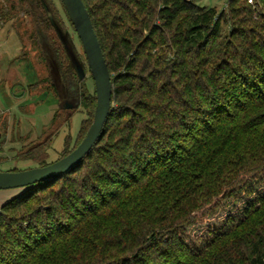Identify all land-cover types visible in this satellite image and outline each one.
Masks as SVG:
<instances>
[{
	"label": "trees",
	"instance_id": "obj_1",
	"mask_svg": "<svg viewBox=\"0 0 264 264\" xmlns=\"http://www.w3.org/2000/svg\"><path fill=\"white\" fill-rule=\"evenodd\" d=\"M83 2L111 74V107L77 164L0 206V264H264V0L220 10L196 0ZM17 3H0V20L25 48L27 15V41L49 67L52 89L41 95L57 97L51 122L16 154L42 166L71 116L47 51L67 95L90 107L60 157L84 137L96 94L79 77L75 60L89 68L54 1Z\"/></svg>",
	"mask_w": 264,
	"mask_h": 264
},
{
	"label": "rangeland",
	"instance_id": "obj_2",
	"mask_svg": "<svg viewBox=\"0 0 264 264\" xmlns=\"http://www.w3.org/2000/svg\"><path fill=\"white\" fill-rule=\"evenodd\" d=\"M10 1L15 4V8L18 7L17 0H0V3L9 4ZM53 1L62 17L64 29L72 38L79 56L86 64L76 31L70 25L60 1ZM196 2L208 7L215 6L218 10L226 5V0H196ZM19 19L23 20L21 31L23 40L26 41L25 48H21L10 22L2 24L0 20V170H20L37 166L35 160L19 158L16 154L24 144L36 137L42 127L51 122L57 106V97L50 93L41 95L43 88H51L49 67L41 50L27 41L29 33L25 31L29 27L27 15L20 12ZM46 55L62 100L77 106L75 111L69 114L71 115L70 118L68 117L69 120L60 126L45 146L47 160L54 161L60 157L65 148L70 149L75 145L80 124L90 118V107L78 104L75 97L67 95L61 70L55 58L49 51ZM84 77L89 91L92 92L94 82L89 70L85 71ZM28 131L32 133L26 134ZM24 188L0 189V192L11 190L10 192L15 195Z\"/></svg>",
	"mask_w": 264,
	"mask_h": 264
},
{
	"label": "water",
	"instance_id": "obj_3",
	"mask_svg": "<svg viewBox=\"0 0 264 264\" xmlns=\"http://www.w3.org/2000/svg\"><path fill=\"white\" fill-rule=\"evenodd\" d=\"M69 19L80 40L91 78L94 82L96 104L92 121L81 141L67 154L42 166H33L20 170H0V189L26 187L36 182L55 177L77 164L97 141L111 107L112 82L90 15L83 0H61ZM80 78L85 75L82 63L75 60ZM60 103L69 109L75 106L67 100Z\"/></svg>",
	"mask_w": 264,
	"mask_h": 264
},
{
	"label": "crops",
	"instance_id": "obj_4",
	"mask_svg": "<svg viewBox=\"0 0 264 264\" xmlns=\"http://www.w3.org/2000/svg\"><path fill=\"white\" fill-rule=\"evenodd\" d=\"M10 189V188H7ZM11 190H6L3 192H0V206L10 197H12L14 194L10 192Z\"/></svg>",
	"mask_w": 264,
	"mask_h": 264
},
{
	"label": "built area",
	"instance_id": "obj_5",
	"mask_svg": "<svg viewBox=\"0 0 264 264\" xmlns=\"http://www.w3.org/2000/svg\"><path fill=\"white\" fill-rule=\"evenodd\" d=\"M253 0H249V2H252Z\"/></svg>",
	"mask_w": 264,
	"mask_h": 264
}]
</instances>
